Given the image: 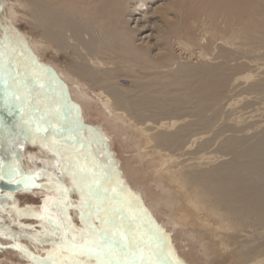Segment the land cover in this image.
I'll return each mask as SVG.
<instances>
[{"label": "bare ground", "instance_id": "bare-ground-1", "mask_svg": "<svg viewBox=\"0 0 264 264\" xmlns=\"http://www.w3.org/2000/svg\"><path fill=\"white\" fill-rule=\"evenodd\" d=\"M4 2L11 23L31 29L39 63L67 58L51 71L82 118L94 112L105 126L82 133L113 191H128L188 264H211V253L264 264V0ZM114 145L118 161H103ZM56 222L78 253L84 244L71 246Z\"/></svg>", "mask_w": 264, "mask_h": 264}, {"label": "rangeland", "instance_id": "rangeland-1", "mask_svg": "<svg viewBox=\"0 0 264 264\" xmlns=\"http://www.w3.org/2000/svg\"><path fill=\"white\" fill-rule=\"evenodd\" d=\"M4 4L0 0V153L5 156L6 166L3 178L41 170L61 181L68 197L62 202L47 200L46 205L50 203L48 210L61 218L71 246L81 243L89 233L107 231L126 253L145 245L156 264H188L174 250L175 243L165 242L152 217L135 207L128 191L126 195L113 191L114 179L93 156L82 133L84 127H103L101 119L94 112H90L91 118L83 119L80 105L70 100L66 85L51 71L50 62L63 68L67 58L46 52L44 59L49 62L39 63L25 40L31 29L23 22L11 23ZM118 83L131 89V80L124 75ZM100 131L106 136L104 130ZM102 152L100 157L105 162L120 158L115 145L113 150ZM61 193L58 185L36 177L18 185L0 180V262L7 263L9 259V264L22 260L25 264H70V259L73 264H148L144 253L123 261L107 241L88 242L78 253L67 254L57 217H48L40 209L46 197ZM20 240L33 244L40 254H32ZM209 258L211 264H223L215 253Z\"/></svg>", "mask_w": 264, "mask_h": 264}, {"label": "water", "instance_id": "water-1", "mask_svg": "<svg viewBox=\"0 0 264 264\" xmlns=\"http://www.w3.org/2000/svg\"><path fill=\"white\" fill-rule=\"evenodd\" d=\"M5 162L4 160V155L0 153V180L3 183L9 184V185H18L20 182H22L23 180L26 179H33L34 177L36 178H40L41 180H44L48 183H54L56 185H58L61 188V194L60 196L54 197V196H50V197H46L41 204V211H43V213L46 216H50L52 211L48 210V207L50 206V203L53 202H62L65 200L66 197H68L67 195V188L66 186H64V184L59 181L51 172H47V171H41V170H36L34 172H29V173H25V174H21L18 177H10L9 179H5L1 176V165L2 163ZM6 168V166H5ZM64 195V197H62ZM49 200V204L46 205V201ZM54 214H56L55 216L59 217V215L56 212H53ZM56 225H58L59 227V233L61 232V223L58 224L56 223ZM103 241H107L110 242L111 245H113V247L116 249V251L118 252V254H120V257L123 261H128L130 260L134 255L138 254V253H144L146 260L148 262V264H156L155 259L153 254L151 253V251L149 250V248L145 245L143 246H139L137 248H134L133 250H131L130 252L123 254V249L121 248L118 240L115 238V236L107 231H103L101 234L97 233H89L86 236L83 237L82 242L80 245H78V247H80L82 244L88 243V242H103ZM80 249V248H79Z\"/></svg>", "mask_w": 264, "mask_h": 264}]
</instances>
